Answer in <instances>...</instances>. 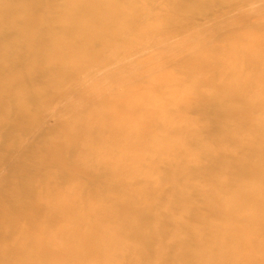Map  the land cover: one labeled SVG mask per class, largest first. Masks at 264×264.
<instances>
[{
    "label": "bare ground",
    "instance_id": "obj_1",
    "mask_svg": "<svg viewBox=\"0 0 264 264\" xmlns=\"http://www.w3.org/2000/svg\"><path fill=\"white\" fill-rule=\"evenodd\" d=\"M0 264H264V0H0Z\"/></svg>",
    "mask_w": 264,
    "mask_h": 264
},
{
    "label": "rangeland",
    "instance_id": "obj_2",
    "mask_svg": "<svg viewBox=\"0 0 264 264\" xmlns=\"http://www.w3.org/2000/svg\"><path fill=\"white\" fill-rule=\"evenodd\" d=\"M225 30H226V29H223V32H224ZM211 40H213V39H211ZM211 40H209V41H211ZM97 98H98V97H97ZM97 98H94L93 101H96ZM85 105H86V104H82V105H80L79 108L81 109V108L85 107ZM52 124H53V121H51V119H50V120H47V122H46V125H47V126L52 125ZM162 181H163V179H160V180L158 181V183L160 184ZM153 188H154V187H153ZM154 189H155V188H154ZM198 204H199V202H198V203L196 202V203L194 204V206H195V205H198ZM154 206H155V213H157L158 215H160V216H162V217H163V214H165V213L167 212L166 207H165V202H164V199H163L162 197H157V196H156Z\"/></svg>",
    "mask_w": 264,
    "mask_h": 264
}]
</instances>
